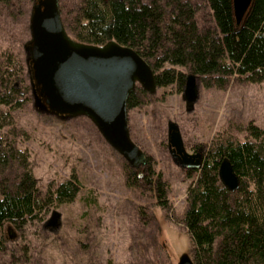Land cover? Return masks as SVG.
<instances>
[{
	"label": "rangeland",
	"instance_id": "rangeland-1",
	"mask_svg": "<svg viewBox=\"0 0 264 264\" xmlns=\"http://www.w3.org/2000/svg\"><path fill=\"white\" fill-rule=\"evenodd\" d=\"M78 1L58 0L61 18L74 14ZM194 1L200 8L199 25L210 24L206 2ZM31 5L32 0H23L19 7L14 4L9 9L0 3V56L10 55L25 63L23 44L30 38ZM174 68L185 77L190 74L185 67ZM196 77L199 98L191 111L182 98L184 87L172 84L157 87L155 94H148L143 104L127 113L131 139L150 156L169 185L166 210L156 204L149 189L126 186L125 160L90 119L60 120L37 112L30 88L31 99L11 110L15 146L29 153L40 195L71 175L80 188L72 202L45 208L20 229L5 223L0 264H177L182 254L192 258L182 219L187 187L195 172L189 170L188 175V170L174 163L167 145V123L179 126L188 153L201 148L203 156L217 135L243 140L245 132L239 127L249 121L264 128V82L232 76L219 88L209 77ZM25 81L29 84L28 75ZM23 99L26 96L19 97ZM0 109L7 111L5 106ZM9 130L4 127L0 133ZM14 169L9 173L13 175ZM54 212L59 220L49 227Z\"/></svg>",
	"mask_w": 264,
	"mask_h": 264
},
{
	"label": "trees",
	"instance_id": "trees-1",
	"mask_svg": "<svg viewBox=\"0 0 264 264\" xmlns=\"http://www.w3.org/2000/svg\"><path fill=\"white\" fill-rule=\"evenodd\" d=\"M33 1V0H32ZM23 0H0L4 7ZM210 24L200 26L194 0H79L75 13L62 15L68 33L80 43L104 45L110 41L133 48L151 66L157 87H184L185 75L174 67L209 77L219 88L232 76L250 83L264 82V0H252L249 11L235 24L232 0H204ZM61 10V9H60ZM0 61V248L3 226L20 229L29 219L54 204L72 202L79 184L74 175L39 194L29 153L15 146L11 110L30 100L26 65L13 56ZM169 64L170 67H165ZM211 82H207L208 85ZM20 96L26 99L19 100ZM148 93L136 86L127 108L144 103ZM245 138L217 135L194 171L186 191L183 224L190 237L194 264H264V128L254 121L239 127ZM143 167L125 161V184L149 189L156 204L169 208V185L156 171L150 156ZM226 158L239 178L235 191L219 180ZM14 169V174H10ZM191 171L188 170V175Z\"/></svg>",
	"mask_w": 264,
	"mask_h": 264
},
{
	"label": "water",
	"instance_id": "water-1",
	"mask_svg": "<svg viewBox=\"0 0 264 264\" xmlns=\"http://www.w3.org/2000/svg\"><path fill=\"white\" fill-rule=\"evenodd\" d=\"M252 0H232L235 24L239 25ZM30 38L23 44L26 71L35 110L60 120L84 116L91 120L109 146L132 168L143 167L145 152L131 139L127 101L136 86L148 94L156 92L151 66L133 48L115 41L104 45L84 44L72 38L63 24L58 0H33L29 15ZM187 111L199 98L195 74H188L182 92ZM167 145L176 165L199 170L203 152L188 153L179 126L167 123ZM221 184L237 190L239 178L224 158L218 169ZM54 212L49 227H55ZM177 264H194L182 254Z\"/></svg>",
	"mask_w": 264,
	"mask_h": 264
}]
</instances>
